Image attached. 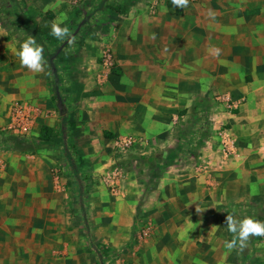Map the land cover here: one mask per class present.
Masks as SVG:
<instances>
[{
  "label": "rangeland",
  "instance_id": "374dc122",
  "mask_svg": "<svg viewBox=\"0 0 264 264\" xmlns=\"http://www.w3.org/2000/svg\"><path fill=\"white\" fill-rule=\"evenodd\" d=\"M113 1L25 0L33 23L52 43L58 40L51 35V27L60 18H67L65 24L70 32L74 22L79 20L86 24L80 49L64 55L59 53L55 58L64 75V86L73 97L67 100L66 115H61L53 100L52 88L54 84L56 88L60 86L55 72L48 77L50 103L46 119L53 129L51 139L42 142L36 135L19 138L30 141L32 149L7 153L14 158L42 160L48 164L47 238L42 234L30 238L28 233L19 232V227L13 230L7 226L9 230L0 233V264H101L98 250L109 255L107 264H264V236H251L243 250L237 247L228 251L224 247L233 235L227 231L228 214L237 219L251 216L264 222V135L247 136L244 129L238 133L223 119L228 108L226 98L236 96L245 100L236 91L244 86V80H253L252 73H245L235 64L220 72L222 47L216 40L212 41V48L209 47L212 56L206 57V64L201 57L181 58V62L174 56L164 57L152 46L148 36L151 30L153 34L172 30L174 18H162L159 28L153 24L148 30L142 16L146 7L156 14L158 6L170 5V14L178 15L179 7L172 4V0ZM197 2L189 0L191 5ZM95 4L98 5L94 9ZM179 15L184 16L185 12ZM0 30L9 40L18 43L27 39L17 30L7 31L1 23ZM164 44V41L154 42L160 49ZM136 60L146 66L143 72L137 73L134 68L130 72ZM166 61L181 64L182 69V64H187L182 78L188 75L187 97L191 104L177 113L172 128L173 139H177L174 149L164 154L161 149L152 150L144 156L153 157L155 167L163 159L178 160L180 157L175 150L181 138L185 139L181 136L183 130L188 128H199L202 134V142L189 146L188 155H200L199 150L204 145L218 148L220 141L215 137L224 129L238 141L240 154L225 156L224 160L235 161L232 168L236 175L231 174L230 181L242 182L248 198L225 205L220 216L206 218L210 228L218 229L216 238L224 233L216 244L210 240L214 237L211 229L202 233L196 224L186 225L181 219L173 233H159L155 227L150 233L145 231L146 222L153 220L132 209H140L143 187L155 193L158 180L147 175L157 171L152 170L150 164L142 165L129 157L130 152L144 157L140 154L143 145L124 143L131 139L127 134L109 131L114 120L118 119L117 124L120 122L118 110L124 112L130 107L124 98L125 85L133 82L137 84V90L133 91L140 93L144 88L149 94L159 85L158 69ZM209 65L213 71L205 72ZM44 122L38 121L40 125ZM7 124L8 121L0 128H6ZM100 133L110 140L100 144L96 137ZM86 134L94 136L91 139L95 141L93 152ZM66 152L72 154L71 161Z\"/></svg>",
  "mask_w": 264,
  "mask_h": 264
},
{
  "label": "crops",
  "instance_id": "0c3cea01",
  "mask_svg": "<svg viewBox=\"0 0 264 264\" xmlns=\"http://www.w3.org/2000/svg\"><path fill=\"white\" fill-rule=\"evenodd\" d=\"M170 6H158L156 14L147 7L144 11L142 21L147 29L153 24L159 28L160 20L167 16L175 21L170 31L153 34L151 30L148 39L152 41V46L158 48L164 57L178 58V62L181 58L194 56L203 58L205 63L206 57L212 56V41H220L222 60L219 71L225 72L228 65L235 64L245 73L253 75L252 81L244 80V86L236 91L245 97L243 103L235 110L227 108L223 119L238 133L244 129L247 136L264 135V0H198L194 5L188 3L187 7H179V14L184 11V16L170 14ZM161 41L165 42L160 45L163 49L154 45V42ZM19 48L20 43L6 40L5 32L0 30V126L9 121L12 103L20 101L30 112L34 121L33 135L38 137L42 125H50L46 119L50 103L48 73L45 67L41 72H34L23 66L16 55ZM131 60L134 62L133 57ZM180 65L171 61L161 65L158 69L159 85L149 94L144 88L140 89V93L133 91L137 90V84L133 82L125 85L124 98L130 107L124 112L118 110L120 122L117 124L118 119L114 120L116 122L112 123L109 131L127 134L134 146L143 145L140 152L143 156L159 149L163 154L166 151L170 153L175 147L177 139H173L172 128L177 113L191 104L187 97L190 90L187 72H184L187 76L182 78L187 64H182L184 69ZM145 67L136 60L130 72L133 68L137 73L143 72ZM204 71L212 72V66ZM38 121L46 122L40 125ZM101 133L96 135L100 144L110 140ZM86 136L90 142L89 149L93 152L95 141L91 139L94 136ZM235 142L237 145V139ZM199 152L198 156H180L181 159L176 161L171 159L162 163L160 160L156 167L151 156L140 158L133 156L132 152V156L128 154L133 161L150 164L152 170L157 171L147 175L158 180L155 193L143 187L140 209H132L153 220L144 226L147 233L152 232L154 227L159 233H173L175 224L181 219L186 225L196 224L202 233L211 229L214 237L210 240L214 244L224 236L223 233L216 238L218 229L210 228L206 218L220 216L225 205L247 199L245 185L238 179L230 181L231 174L236 175V170L232 168L235 161L224 160L225 156L232 155H226L220 144L218 148L217 145H204ZM239 152L237 145L236 157ZM7 153L0 150L3 161L0 167V233L8 231L7 226L13 227V230L19 227V232L28 233L30 238H35L36 234L47 238L48 164L42 160L14 158Z\"/></svg>",
  "mask_w": 264,
  "mask_h": 264
},
{
  "label": "trees",
  "instance_id": "16d2710c",
  "mask_svg": "<svg viewBox=\"0 0 264 264\" xmlns=\"http://www.w3.org/2000/svg\"><path fill=\"white\" fill-rule=\"evenodd\" d=\"M9 2L8 4L5 2ZM0 1V23L2 26L5 27L7 31H10V29L17 30L19 34H22L23 37H29V36H35L37 41L43 45L44 47V67L47 69L48 77H52V74L57 72V75L59 77V88H56L55 84L53 86V100L57 107L59 108V111L61 115L65 116L67 109L69 107V104L67 103L68 99H73V97L70 95L69 92H67V89L64 85H66L63 81V73L59 69V65L56 58V55L58 56L64 54H69L71 52L77 51L80 49V47L83 44L84 40V30H85V24L86 22H83V24L80 23V21L74 22L73 30L71 32V36L75 38V43L70 44L65 41L58 40L56 43H52L49 40L46 39V37L37 29L36 25L33 23L32 19L30 18V15L28 13V7L25 3V0H5ZM113 3H116V0L113 1ZM96 5H94V9L96 8ZM111 5L109 4L108 7ZM111 8V7H110ZM71 38V37H70ZM9 36L6 37V40H9ZM51 80V78H50ZM70 84V83H69ZM205 115V112H202ZM196 129L188 128V130H183V133L181 136L185 139L181 138V143L176 148V155L178 157L180 156H186L188 155L189 146H192V144L196 141L202 142V134ZM195 133V134H193ZM53 134V129L51 126L48 125H42L40 133L38 135V140L42 142H47L51 139ZM33 144L28 140H19V138L7 135L5 133L0 132V150L4 151H18V152H24L26 150L32 149ZM66 157L68 155V159L71 161L72 154L69 152L65 153ZM168 160L163 159L162 163L167 162ZM100 253V262L101 264H107L109 255L105 254L98 250Z\"/></svg>",
  "mask_w": 264,
  "mask_h": 264
},
{
  "label": "clouds",
  "instance_id": "9594fccd",
  "mask_svg": "<svg viewBox=\"0 0 264 264\" xmlns=\"http://www.w3.org/2000/svg\"><path fill=\"white\" fill-rule=\"evenodd\" d=\"M172 3L176 7H187L189 0H172ZM66 19V17H62L52 24L51 35L57 40H67L68 43L73 44L75 43V38L71 36L70 29L65 24ZM16 55L19 57L21 64L28 69L34 72L43 71L45 61L44 47L37 41L35 36H29L23 40ZM226 225L227 231L233 234L232 239L226 241L224 245L228 251L237 247L243 250L251 236H264V222L258 221L251 216L237 219L234 215L228 214Z\"/></svg>",
  "mask_w": 264,
  "mask_h": 264
},
{
  "label": "built area",
  "instance_id": "2783aa9c",
  "mask_svg": "<svg viewBox=\"0 0 264 264\" xmlns=\"http://www.w3.org/2000/svg\"><path fill=\"white\" fill-rule=\"evenodd\" d=\"M244 101L241 97H227L226 104L229 110H235ZM34 121L28 111L26 105L23 102L15 101L12 103L11 112L8 124L3 128H0L1 133L11 135L17 138H29L33 135ZM227 131V129H224ZM219 132L217 134L220 141V145L226 155H237V145L235 139L230 132ZM133 141L126 140L127 144H131ZM3 165V161L0 158V167Z\"/></svg>",
  "mask_w": 264,
  "mask_h": 264
}]
</instances>
